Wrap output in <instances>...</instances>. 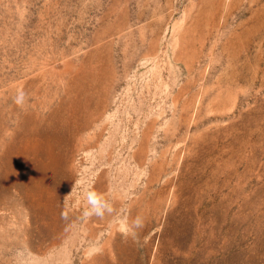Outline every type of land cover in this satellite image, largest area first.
Instances as JSON below:
<instances>
[{"label":"rangeland","instance_id":"obj_1","mask_svg":"<svg viewBox=\"0 0 264 264\" xmlns=\"http://www.w3.org/2000/svg\"><path fill=\"white\" fill-rule=\"evenodd\" d=\"M0 264H264V0H0Z\"/></svg>","mask_w":264,"mask_h":264},{"label":"clouds","instance_id":"obj_2","mask_svg":"<svg viewBox=\"0 0 264 264\" xmlns=\"http://www.w3.org/2000/svg\"><path fill=\"white\" fill-rule=\"evenodd\" d=\"M27 99V94L23 90H17L15 96L13 97V102L17 106L23 108ZM73 191H75V187L73 188ZM83 195L87 203V207L83 210L84 218H90L92 216L102 217L106 211H111L109 202L106 201L99 193L89 189L85 191ZM65 206V211L61 212L62 219H67V200L65 201ZM134 226L135 228H141L143 226L142 218L137 217L134 221Z\"/></svg>","mask_w":264,"mask_h":264}]
</instances>
